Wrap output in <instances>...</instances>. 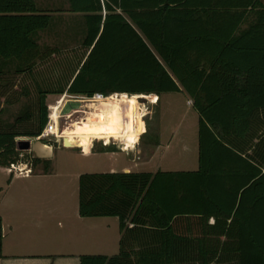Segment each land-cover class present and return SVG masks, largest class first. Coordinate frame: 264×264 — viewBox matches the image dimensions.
<instances>
[{
	"label": "trees",
	"instance_id": "1",
	"mask_svg": "<svg viewBox=\"0 0 264 264\" xmlns=\"http://www.w3.org/2000/svg\"><path fill=\"white\" fill-rule=\"evenodd\" d=\"M68 1L85 13L90 47L68 94L181 86L199 114L197 170L79 175V215L117 217L120 231L117 255H81L80 264H264V130L256 137L252 127L259 109L264 118V0ZM48 23L35 0H0V56L32 69L33 34ZM222 76L244 81H215ZM47 93L38 87L35 107L10 123L0 115V166L47 171L48 160L16 149L17 137H36L46 124ZM1 241L0 218V256Z\"/></svg>",
	"mask_w": 264,
	"mask_h": 264
},
{
	"label": "crops",
	"instance_id": "2",
	"mask_svg": "<svg viewBox=\"0 0 264 264\" xmlns=\"http://www.w3.org/2000/svg\"><path fill=\"white\" fill-rule=\"evenodd\" d=\"M35 4L40 12L49 15V23L45 28L39 29L33 34L36 47L32 69L20 72L18 68L29 64L26 59L20 61L15 58L0 56V109H2L0 115L4 123H10L6 120L7 116L11 115L14 111L13 107L17 106V104H12L11 97L16 98V100L36 97L38 87L42 90H48L46 100L57 97L65 98L66 96L73 98L86 97L67 93V89L79 66L90 50V47L83 45L87 35L85 13L70 11L68 0H35ZM102 14L105 15L106 12L103 11ZM252 17V15H247L241 22L238 31L245 29ZM75 59L78 61H75ZM215 81L240 83L244 81V77L239 76L234 79V77L222 76ZM27 87L30 90L28 96L25 95V88ZM179 88L180 91L178 92H164L159 95L150 93V95L124 97L115 94L107 97L147 98L150 103L152 99L157 98L156 102L151 103L152 105H158L161 98L167 94H176L185 98L187 107L193 109L197 115V126L194 128L196 132L193 131L194 134L189 136L191 145L194 143V146H191L189 156L186 152L189 147H186L188 144L183 141L186 136L183 132L181 142L177 146L179 147L180 144L184 146L182 148L185 149L183 153L186 152L187 154H182L180 157L175 156L165 165L160 164V162L164 163V159H160V162L154 164L156 153L160 150L165 152L171 141L176 139L177 130L180 126L178 123L171 124L164 135H161L162 127L157 124L154 128L156 134L147 143L145 156L143 158L127 157V161L133 163L142 161L141 164L120 165L116 164L115 160L114 163L109 160L113 164L109 169L93 173L149 172L154 174L158 171L184 172L197 170L199 166V114L193 107V98L181 86ZM60 90H62V93H57ZM25 108L26 105H23L22 110L16 116L22 114ZM256 113L258 117L252 127L258 130L257 137L264 130V118L261 109ZM192 125L195 126V121ZM256 137L254 142L257 141ZM18 138L20 137L16 139ZM49 146H51V155L40 159L50 161L53 157V146L51 144ZM136 151L137 149L131 153ZM164 152H161L163 157ZM90 153L103 157H113V159L117 155V153L105 150ZM139 154L141 155L140 152ZM33 155L37 157L34 152ZM0 169H6L7 173L12 171L9 170V166H0ZM52 170L43 171L42 169L33 173L32 168L30 174L16 173V177L20 176L25 179L33 177L35 180L44 179L45 182H48L49 175L53 174ZM262 170L264 171V169ZM12 181L13 178L10 177L5 190H0L2 227L0 264H80L81 255L111 257L118 254L120 231L117 217H81L78 212V191L76 195H73L71 203L67 204L66 198L59 195V190H31L26 185L21 190H8ZM60 201L61 203H59ZM60 218L63 220L61 224H59ZM208 222L213 224L214 218L211 217ZM128 226L132 227L133 224L128 223ZM221 240H224V238L222 237Z\"/></svg>",
	"mask_w": 264,
	"mask_h": 264
},
{
	"label": "rangeland",
	"instance_id": "3",
	"mask_svg": "<svg viewBox=\"0 0 264 264\" xmlns=\"http://www.w3.org/2000/svg\"><path fill=\"white\" fill-rule=\"evenodd\" d=\"M75 61L78 60L75 59ZM35 98L36 97H28L23 100H16V98L11 97L10 101L12 102V104H17V106L13 107V110L15 112L13 111L11 115L7 116L6 120L8 122H12L14 118L17 117V113L22 110L21 108L23 107V105L27 106L28 104L30 106H34ZM57 99L59 98L57 97L46 100L48 112V105L56 104L55 101ZM60 101L61 118L59 120L58 129L59 132L63 131L61 141L63 142V145L65 147L60 142L45 140V142L53 146L54 153L53 157L50 159L47 165L49 170L53 169V174L49 175L48 182H45L44 179L35 180L33 177L31 179H25L24 177L20 176L16 177V171H9L7 173L6 169H0V190H5L7 181L10 179V177H12L13 181L8 190H21L25 185L28 188H31V190H59V195L65 197L67 200V204H69L72 201L73 195L77 194L78 177L80 174L106 171V169H109V167L113 165L111 162L114 163L115 161L116 164L120 165H134V163L141 164L142 161H135L134 163L129 162L127 161V157L143 158L145 156L144 153L147 148V143L152 139V136L156 134L154 128L157 124H160L162 127L161 135H164L167 128H169L171 124L178 123L180 126L177 130L176 139L171 141V146L169 145L165 152L160 150L156 153L154 164L160 162V159H164V163L160 162V164L165 165L175 156L180 157L186 152L188 153L187 156H189L191 146H194V143L191 145L189 136H192V134L196 132V129L194 128H196L197 126V115L193 109L187 107L185 98H183L182 96L176 94L164 95L158 105L151 104L156 102L157 98L152 99L151 103L147 98L125 99V110L128 113V121L125 126V128L128 130L127 139H121L117 143H113L110 140L108 145H104L103 141L96 137L93 142L90 140V142H92L93 144V147L89 149L88 152L85 151V148L80 139L76 137L77 135H86V129L81 126L77 127L75 126V124L81 119L86 118L89 113H92L93 111L96 112L97 107H99L100 105V102L97 103L81 98H73L70 96H66ZM52 109H54V107H52ZM57 110L58 109H56L55 111H51V113L55 115L57 114ZM194 121L195 126L192 125ZM73 131L74 134L71 136L70 133ZM183 132L185 133L184 135H186L183 141L184 143L188 144V146L186 147H189L188 149H186L187 151L185 153H183L185 149H182L184 146H181V144L179 147L177 146L181 142V136ZM75 133L77 135H75ZM91 136H96V134L91 133ZM135 149L139 151L131 153ZM104 150L117 153V155L113 159V157H103L95 153H90ZM21 151L22 152L19 156L22 157L20 158H25V156L33 155V152H29L26 150ZM139 152L141 153V155L139 154ZM161 152H164V157ZM42 168L43 165L38 164L37 167L33 169V173L42 170ZM59 203H61V201ZM62 221L63 220L60 218L59 224H61Z\"/></svg>",
	"mask_w": 264,
	"mask_h": 264
},
{
	"label": "bare ground",
	"instance_id": "4",
	"mask_svg": "<svg viewBox=\"0 0 264 264\" xmlns=\"http://www.w3.org/2000/svg\"><path fill=\"white\" fill-rule=\"evenodd\" d=\"M127 121L128 113L125 110V99L106 96L100 102L96 112L93 111L89 113L86 118L76 122L75 126L84 127L87 134L77 135L75 133V135H77L76 137L82 142L85 151L88 152L96 137L104 140L105 143L108 144L110 140L113 143H117L121 139H127L128 130L125 128ZM91 133H95L96 136H91ZM70 134L72 136L74 131ZM90 140L92 142H90ZM36 146L39 153H49L46 147L39 144Z\"/></svg>",
	"mask_w": 264,
	"mask_h": 264
},
{
	"label": "built area",
	"instance_id": "5",
	"mask_svg": "<svg viewBox=\"0 0 264 264\" xmlns=\"http://www.w3.org/2000/svg\"><path fill=\"white\" fill-rule=\"evenodd\" d=\"M106 97V95L102 94L101 92H95L91 97H83L81 99L87 100V101H92V102H101L104 98ZM64 97H61L59 99H57L55 101L56 104H49L48 105V109L49 112L47 114V122L44 125L42 131L40 132V134L36 137H33V139H37L42 141L44 144L49 145V143L45 142V140H49V141H54V142H60L63 145V142L61 141V136H62V132H59L58 129V125H59V120L61 118V110H60V100L63 99ZM60 101V102H59ZM59 102V103H58ZM56 106V107H55ZM52 107H54V109H52ZM57 110V114L53 115V113H51V111H55ZM103 144L104 145H108V143H105L104 140ZM93 147V145L91 146V148ZM90 148V149H91ZM86 153V152H84ZM32 166L28 163H22V162H16V163H11L9 165V170L12 171H16L18 174H25L28 175L31 173L32 171Z\"/></svg>",
	"mask_w": 264,
	"mask_h": 264
},
{
	"label": "water",
	"instance_id": "6",
	"mask_svg": "<svg viewBox=\"0 0 264 264\" xmlns=\"http://www.w3.org/2000/svg\"><path fill=\"white\" fill-rule=\"evenodd\" d=\"M37 144L44 146L47 148L49 153L47 154H42L39 153L37 150ZM64 146V145H63ZM16 149L17 150H30L36 154L37 157L39 158H46L51 155V146L44 144L42 141L33 139V138H28V137H20L16 139Z\"/></svg>",
	"mask_w": 264,
	"mask_h": 264
}]
</instances>
